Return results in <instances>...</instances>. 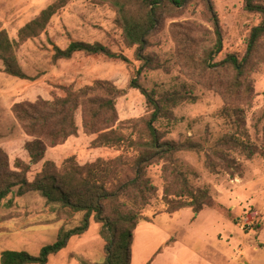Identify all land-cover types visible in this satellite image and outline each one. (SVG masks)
Returning <instances> with one entry per match:
<instances>
[{"label": "rangeland", "instance_id": "374dc122", "mask_svg": "<svg viewBox=\"0 0 264 264\" xmlns=\"http://www.w3.org/2000/svg\"><path fill=\"white\" fill-rule=\"evenodd\" d=\"M55 1L0 0V29L7 32L10 40L17 41L19 28ZM211 1L219 19L221 47L213 50L216 35L205 0H190L165 17L152 33L144 55L151 56L150 65L155 68H145L139 75L136 70L141 61L135 58L133 48L124 46L122 32L114 23V9L92 0H67L38 36L15 47L23 71L34 80L3 72L0 61V148L6 152L12 169L17 157L28 161L24 143L30 139L12 113L15 102L50 99L63 94L62 86L79 88L106 79L126 89L116 101L118 119H145L150 109L140 90L128 87L132 77L157 98L172 93L185 97L168 108L170 119L162 117L155 126L165 133V139L192 140L202 145L200 151L183 150L176 158L190 183L208 189L214 203L198 214L189 208L167 213L162 197L163 162L147 166L145 176L156 188V196L142 210L148 220L137 224L132 244L136 229L145 223L154 224L162 233L143 231L136 246H131L130 264H142L151 251L154 255L148 258L149 264H264V34L246 63L243 80L252 88L249 96L232 91L229 83L234 72L219 64L228 54L244 58L251 30L263 22L264 15L246 10V0ZM254 3L264 6V0ZM74 40L100 42L124 54L130 62L82 52L74 53L70 59L54 61L53 46L65 48ZM210 50L209 67L193 61L187 64V53L199 60ZM226 104L243 110L244 131L257 148L251 157L232 152L240 165V171L234 174L228 170L215 173L205 165V152L212 154L211 148L219 139L237 130L234 114L224 116L222 108ZM75 123L77 134L62 145L48 147L44 159L33 165L31 172L46 159L60 164L74 155L83 164L95 157L112 158L120 153L114 148L90 147L80 109L75 112ZM31 172L29 178L33 176ZM51 207L40 192L18 195L17 187H13L0 199V253L11 249L37 255L42 246L56 240L61 227L78 225L83 215L82 212L70 215ZM99 227L90 217L88 229L72 236L64 249L49 256L46 264H80V258L103 261L105 242L99 235Z\"/></svg>", "mask_w": 264, "mask_h": 264}, {"label": "trees", "instance_id": "16d2710c", "mask_svg": "<svg viewBox=\"0 0 264 264\" xmlns=\"http://www.w3.org/2000/svg\"><path fill=\"white\" fill-rule=\"evenodd\" d=\"M107 4L115 11L114 23L122 32V42L126 48L134 49L135 58L141 61L136 70L140 74L145 68H155L151 56L144 55L149 46L150 36L162 24L165 17L183 8L190 0H92ZM67 2L56 0L42 9L37 16L21 26L17 32L18 40L9 39L7 32L0 29V61L3 72L20 79L34 80L26 74L18 62L15 47L29 38L38 36L47 26L51 17ZM216 35L215 48L221 47L222 36L219 19L211 0H205ZM248 11H258L264 15V6L246 0ZM264 34V20L252 28L247 53L243 59L228 54L219 63L220 67L234 72L232 91L245 96L252 92L251 86L243 80L246 63L255 45ZM53 60L70 59L74 53L82 52L88 56L105 55L109 58L129 63L122 53L115 52L100 42L71 41L65 48L53 46ZM212 50L202 54V59L187 53V64L191 61L209 67ZM244 86V88H243ZM129 88L139 89L145 97L148 109L147 118H129L119 120L116 101L126 93L106 79L94 80L79 88L73 85L62 86V95H53L50 99L37 98L34 101H18L12 105V113L25 134L24 149L28 161L17 157L10 168L6 152L0 148V199L17 187V194L37 191L52 205V210L60 209L72 215L82 212L78 225L71 228L61 227L56 240L41 247L37 255L26 251L5 249L0 253V264H46L50 255L58 253L67 246L72 236L83 234L89 227L90 217L100 224L99 235L105 242L106 257L101 262H91L80 258V264H130L132 235L137 224L148 220L142 210L156 196V188L145 176L147 166L163 162V201L167 213L189 208L194 214L205 207L213 206L208 189L196 187L190 183L187 173L178 167L176 154L185 151H200L202 145L192 140L174 142L165 139L155 122L162 117L170 119L168 108L174 107L185 97L172 93L157 98L143 88L135 77L128 83ZM243 88V89H242ZM80 109L84 134L89 138L92 148L107 147L119 150L112 158L95 157L83 164L71 155L60 164L53 160H44L36 170L32 166L44 159L48 147L62 145L70 136H75L78 126L75 112ZM224 116L234 114L236 131L224 135L206 153V167L212 172L228 170L232 174L240 171V165L232 152L251 157L257 152L248 134L244 131L243 110L225 105ZM243 128L240 132L239 129ZM264 154V153H262ZM217 160L214 163L213 160ZM33 173L28 177V173ZM149 264V263H147Z\"/></svg>", "mask_w": 264, "mask_h": 264}, {"label": "crops", "instance_id": "0c3cea01", "mask_svg": "<svg viewBox=\"0 0 264 264\" xmlns=\"http://www.w3.org/2000/svg\"><path fill=\"white\" fill-rule=\"evenodd\" d=\"M151 230H155V233H162V230L161 229H157V227L154 225V224H147V223H145L144 225H142V226H140V227H138L137 229H136V231H135V234H134V244H135V246H136V242H137V239L139 238V236H140V234L143 232V231H151ZM161 230V231H160ZM164 234V233H163ZM134 244H132L133 246H134ZM134 246V247H135ZM151 254H152V256L154 255L153 254V252L151 251L150 252V254H149V256H147V258L143 261V263L142 264H147L146 262L148 261V260H150L151 258L150 257H152L151 256ZM131 257H133V255H132V249H131ZM155 257V256H154ZM153 257V258H154ZM148 258H150V259H148ZM153 258H152V260H153ZM132 260V259H131ZM151 260V261H152ZM131 263V262H130Z\"/></svg>", "mask_w": 264, "mask_h": 264}]
</instances>
